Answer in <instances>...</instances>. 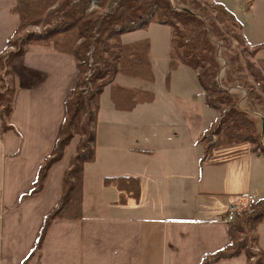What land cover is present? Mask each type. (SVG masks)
Listing matches in <instances>:
<instances>
[{
  "label": "crops",
  "instance_id": "1",
  "mask_svg": "<svg viewBox=\"0 0 264 264\" xmlns=\"http://www.w3.org/2000/svg\"><path fill=\"white\" fill-rule=\"evenodd\" d=\"M210 1L234 15L250 48L264 43V0L251 1L243 13L230 0ZM13 5L14 0H0V53L19 25ZM158 26L155 36L160 32L162 37L156 42L155 36H136L138 30L122 36L124 44L150 40L154 80L119 74L104 89L96 158L84 169V216L55 219L41 253L28 264H199L205 254L229 243L227 227L235 215L230 207L264 199L263 153L245 146L222 162L201 163L198 140L220 112L205 103V90L192 67L180 65L167 85L171 30ZM254 61L264 73V49ZM13 70V129L1 132L0 121V264H22L34 248L80 142L76 134L49 169L43 190L25 197L54 149L76 84L77 62L73 54L32 46L15 59ZM117 86L149 90L153 98L118 109L113 101ZM108 177L138 178L139 200L120 203L119 189L104 183ZM257 233L264 252V222ZM212 264H247V257Z\"/></svg>",
  "mask_w": 264,
  "mask_h": 264
},
{
  "label": "trees",
  "instance_id": "2",
  "mask_svg": "<svg viewBox=\"0 0 264 264\" xmlns=\"http://www.w3.org/2000/svg\"><path fill=\"white\" fill-rule=\"evenodd\" d=\"M209 1L193 0V7L183 6L177 12L170 0H14L11 13L17 14L20 22L0 53L1 132L13 129L9 118L15 94L13 63L16 58L24 55L30 47L40 46L73 54L77 62L76 84L66 101L65 118L54 149L39 167L33 186L25 197L43 190L51 166L61 160L72 138L80 135V142L63 176L60 198L45 216L35 246L22 264H28L35 254L41 252L44 238L55 219H82L84 216V169L96 158V123L104 89L113 84L119 74L148 83L154 80L150 40L146 38L124 44L121 38L125 33L146 28L152 22L170 27L168 86L171 73L180 65H188L197 71L199 83L205 90V103L220 111L219 118L198 140L203 147L202 164L222 162L228 157L226 155H237L246 145L251 146V151L264 154V116H250L239 100L218 81L220 72L226 67L225 83L234 85L237 81L246 85L251 97L250 106L264 107V73L254 61L256 53L264 49V43L250 48L234 15ZM55 4L58 6L52 8ZM93 5H112V9L100 14L92 8ZM29 25H44L47 29L20 38L21 32ZM227 37L236 40L239 47L233 55L224 56V65L219 61L218 49L228 40ZM92 47L94 63L88 67L87 54ZM89 70L92 74L88 78ZM245 70L253 81L243 73ZM152 98V92L144 89L117 86L113 93L118 109L129 110ZM229 148H233L229 153L215 154ZM104 183L119 189L120 203L140 198V181L136 177H108ZM262 203L264 199L253 200L251 204ZM262 222L264 209L261 207L251 215L237 214L227 227L229 243L205 254L199 264H212L242 254L246 255L247 264H264V252L256 250L259 247L257 230Z\"/></svg>",
  "mask_w": 264,
  "mask_h": 264
},
{
  "label": "rangeland",
  "instance_id": "3",
  "mask_svg": "<svg viewBox=\"0 0 264 264\" xmlns=\"http://www.w3.org/2000/svg\"><path fill=\"white\" fill-rule=\"evenodd\" d=\"M170 1L172 3L171 4L172 8H174L177 12H179L178 9H180L183 6L193 7V5H194L193 4V0H170ZM230 1L236 3V8H238V11H236V12L242 11V13L244 11L245 12L247 11V8H248V6L250 5V2H251V1L249 2L247 0H230ZM209 2L211 3V1H209ZM57 6L58 5L55 4L52 8L57 7ZM93 9H96L97 11H99L100 14H106L110 9H112V5L111 6L106 5V6H103V7H101L99 5H96ZM19 22H20V18H19ZM150 25H151V23H150ZM149 26L146 27V28H143V29H136V30H138V33L136 34V36H142V35L145 36V35H148L149 36V39H150L151 36H155L156 29H159L161 31V27H159L158 24H156V22H152V25L150 26V29H149ZM50 28L51 27H49V29ZM46 29H47V27L44 26V25H29V26H26V28L21 32V35H19V37L22 38L25 34H28V33H43L44 31H46ZM136 30H133V31H136ZM130 32H132V31H130ZM159 33L160 32H157L156 36L153 37V40H155V42L158 41V40H161V37L162 36H159ZM125 34H127V33H125ZM227 39H228L227 41L222 42V46H220L219 49H218V58H219V61L222 64H224V65H226V61L224 59V56L226 57V55H229V54L230 55H233V51H235L239 47V43L236 40H234L232 37H227ZM159 43H160V41H159ZM76 44H78V43H76ZM93 53H94V47H92L89 50L88 54H87V56H88V61H87L88 64L87 63L86 64H87L88 67H90L89 62H91L92 65L94 63ZM225 70H226V67L220 72V74L218 76V81L222 84L221 86L223 87V89L228 88V91L231 94H233L235 98H237L239 100L240 106L243 109H247L249 111V115L250 116H252V115L253 116L257 115L256 117L264 116V110H263L264 107L263 106H255L254 108H252L250 106L251 97H249V95H248L247 88H246L247 86L246 85H244V84L243 85H240L239 82H237V81L235 82L236 84H234V85L233 84L231 85V84H226L225 83L226 82ZM243 73H245L246 75H248V79L250 81H253L252 80V77L248 74V72L246 70ZM91 74H92L91 73V70H89L87 77L89 78L91 76ZM226 85H230V86H226ZM232 86H235L236 89L235 90H232V88H231ZM253 111H255V112H253ZM259 128H261V123L258 126V129ZM246 146L248 147V149H250V147H251L250 145H246ZM231 150H233V148H229V149L222 150V151L220 150V151L216 152L215 154H217V155H221L223 153L226 154V153H229ZM230 155H233V154H229V155H226V156H230ZM251 203H252V201L243 203L244 208L242 209V211L237 212L233 216L234 219L236 218V215L237 214H239L240 216L251 215L252 213L253 214L256 213L260 207L262 209H264V203L261 204L262 206L261 205L254 206ZM237 220H240V219L237 218ZM256 250L259 251V248L256 247Z\"/></svg>",
  "mask_w": 264,
  "mask_h": 264
},
{
  "label": "built area",
  "instance_id": "4",
  "mask_svg": "<svg viewBox=\"0 0 264 264\" xmlns=\"http://www.w3.org/2000/svg\"><path fill=\"white\" fill-rule=\"evenodd\" d=\"M247 1L250 2V1H253V0H247ZM95 6H96V5H93L92 8H94ZM89 64L91 65V62H90ZM231 88H232V90H235V89H236L235 86H232ZM245 94H246V93H245ZM243 208H244L243 205H232V206L230 207L229 212H230V214H236L237 212L242 211Z\"/></svg>",
  "mask_w": 264,
  "mask_h": 264
}]
</instances>
